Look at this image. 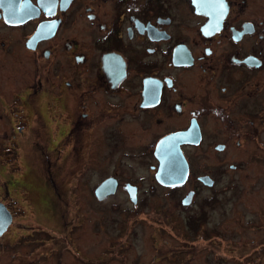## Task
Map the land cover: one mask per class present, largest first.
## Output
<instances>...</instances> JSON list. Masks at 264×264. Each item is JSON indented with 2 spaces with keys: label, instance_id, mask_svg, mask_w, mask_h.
Returning <instances> with one entry per match:
<instances>
[{
  "label": "flooded vegetation",
  "instance_id": "obj_1",
  "mask_svg": "<svg viewBox=\"0 0 264 264\" xmlns=\"http://www.w3.org/2000/svg\"><path fill=\"white\" fill-rule=\"evenodd\" d=\"M49 115L64 119L63 132L79 149L136 151L152 169L162 138L198 133V144L180 145L186 182L161 186L156 171L154 179L181 192V208L207 191L192 232L180 241L152 239L163 244L155 254L126 253L132 230L125 223L109 229L99 249L98 241L71 238L81 223L61 221L53 225L58 237L43 227L36 233L47 238L28 241L35 247L27 264H191L196 225L215 264H264V238L236 242L205 228L227 190L243 178L256 183L259 166L264 177V0H0V147L16 145L22 122ZM0 174L8 177L6 169ZM108 178L117 182L112 195L122 189L129 198L131 185L137 201L129 179L110 175L95 188ZM10 181L0 177L4 205ZM169 251L175 254H162Z\"/></svg>",
  "mask_w": 264,
  "mask_h": 264
},
{
  "label": "rangeland",
  "instance_id": "obj_2",
  "mask_svg": "<svg viewBox=\"0 0 264 264\" xmlns=\"http://www.w3.org/2000/svg\"><path fill=\"white\" fill-rule=\"evenodd\" d=\"M63 121L55 115L31 118L27 123L22 122L24 130L17 133L15 146L10 149L11 144L2 140L8 149L3 147L4 144L0 147V168L6 169L8 177L1 174L0 177L12 180L11 192L4 203L13 221L0 237V264H27L35 247L28 241L47 238L36 233L43 227L57 236L59 233L53 231V225L61 221L81 223V230L71 238L75 237L79 245H93L98 241L99 249L105 246L108 230L116 228L118 223H125L132 230L126 244L129 255L155 254L157 245L163 244L154 243L152 239H161L167 234L180 241L185 239L182 234L192 232L191 217L199 211V201L207 190H201L193 206L181 208L178 201L181 192L173 195L157 185L154 179L156 167L152 169L147 159L144 163L139 152L95 150L93 146L79 149L73 144L75 137L63 132ZM258 170L256 183L243 178L237 187L224 193L222 204L205 224L206 232L211 236L216 231L242 243L264 238V177H261L260 166ZM110 175L129 179L138 186L135 204L122 189L104 201L96 200L93 189ZM170 225H174L178 235L173 236ZM203 232L196 231L187 244L196 256L191 264H205V257L211 256L205 249ZM172 244L177 250L183 248L181 244L177 246V242ZM15 257L18 258L12 261ZM209 259L215 264V255ZM226 264L239 263L228 261Z\"/></svg>",
  "mask_w": 264,
  "mask_h": 264
},
{
  "label": "water",
  "instance_id": "obj_3",
  "mask_svg": "<svg viewBox=\"0 0 264 264\" xmlns=\"http://www.w3.org/2000/svg\"><path fill=\"white\" fill-rule=\"evenodd\" d=\"M199 134L196 133H175L162 138L156 145L155 157L159 161L156 169L155 179L158 184L164 187H177L183 185L189 174V167L184 155L180 150V145L185 143L198 144ZM203 184L207 183V178H199ZM117 182L114 178H108L101 182L94 190L95 197L101 201L116 191ZM129 198L133 204L136 202V187L126 185ZM193 193H189L182 201L183 205H189ZM13 218L6 206L0 202V236L12 224Z\"/></svg>",
  "mask_w": 264,
  "mask_h": 264
},
{
  "label": "trees",
  "instance_id": "obj_4",
  "mask_svg": "<svg viewBox=\"0 0 264 264\" xmlns=\"http://www.w3.org/2000/svg\"><path fill=\"white\" fill-rule=\"evenodd\" d=\"M195 222V221H194ZM195 225V224H194ZM198 227H197V225L195 226V230H194V232H196V231H198V229H197Z\"/></svg>",
  "mask_w": 264,
  "mask_h": 264
}]
</instances>
